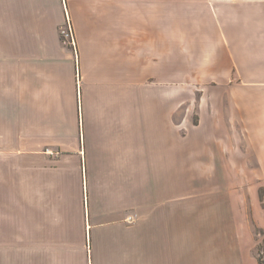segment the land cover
Listing matches in <instances>:
<instances>
[{
	"label": "crops",
	"instance_id": "0c3cea01",
	"mask_svg": "<svg viewBox=\"0 0 264 264\" xmlns=\"http://www.w3.org/2000/svg\"><path fill=\"white\" fill-rule=\"evenodd\" d=\"M232 173L264 188V0H0V264H247Z\"/></svg>",
	"mask_w": 264,
	"mask_h": 264
},
{
	"label": "rangeland",
	"instance_id": "374dc122",
	"mask_svg": "<svg viewBox=\"0 0 264 264\" xmlns=\"http://www.w3.org/2000/svg\"><path fill=\"white\" fill-rule=\"evenodd\" d=\"M62 4L63 13L61 23L58 26V36L63 45H68L74 49L75 41L74 43H68V41L64 42L65 39L61 33V30L67 26V19L69 18L63 1ZM69 21L71 23V20ZM10 50L12 51V54H16L15 52L17 49ZM232 82H234L235 85L241 83L240 85L242 87L252 86L251 84H245V81L235 80ZM179 85L184 86L183 83L176 82L174 83V88L178 87ZM260 85L261 84L258 82H256V84H253V86L256 87H260ZM213 86L214 85H211V87ZM196 96H198V94H196ZM215 98L216 95L214 99ZM180 115L181 112L176 114V120L180 118ZM249 161L253 164L254 167V161ZM233 174L234 173H232L231 175L226 174L220 177V182L222 184L220 190L221 194L216 195L214 191L210 190L209 192L204 193V199L207 200L220 198L222 202H229V204H231L233 212L231 214V217H229L232 218V221L235 222V224L231 223V225L236 228L235 236H237L238 243H240L242 248H244L245 250V258L247 264H264V188L261 185V176L252 174ZM190 194H193L190 196V199L197 198V194ZM230 242H234V237H231Z\"/></svg>",
	"mask_w": 264,
	"mask_h": 264
},
{
	"label": "built area",
	"instance_id": "2783aa9c",
	"mask_svg": "<svg viewBox=\"0 0 264 264\" xmlns=\"http://www.w3.org/2000/svg\"><path fill=\"white\" fill-rule=\"evenodd\" d=\"M61 33L64 37V42H71V43H74V36H73V30H72V25L69 21V18L67 19V26L61 30ZM130 217V216H129ZM128 217V218H129Z\"/></svg>",
	"mask_w": 264,
	"mask_h": 264
},
{
	"label": "trees",
	"instance_id": "16d2710c",
	"mask_svg": "<svg viewBox=\"0 0 264 264\" xmlns=\"http://www.w3.org/2000/svg\"><path fill=\"white\" fill-rule=\"evenodd\" d=\"M194 123H196V120H194Z\"/></svg>",
	"mask_w": 264,
	"mask_h": 264
}]
</instances>
